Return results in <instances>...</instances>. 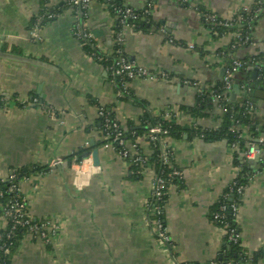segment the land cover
<instances>
[{
	"label": "crops",
	"instance_id": "1",
	"mask_svg": "<svg viewBox=\"0 0 264 264\" xmlns=\"http://www.w3.org/2000/svg\"><path fill=\"white\" fill-rule=\"evenodd\" d=\"M121 1L143 9L149 0ZM261 1L252 44L233 55L264 52ZM67 2L0 0V179L25 165L61 160L20 183L29 215L49 223V241L25 235L12 264H208L222 258L226 242L225 229L210 218L211 209L241 173L248 180L237 215L241 247L248 257L241 264H264V169L259 158L244 162V148L232 147L225 139L188 134L166 139L184 179L183 186H169L164 205L169 241L160 236L155 223L153 166L141 177L133 176L131 163L105 145L98 147L99 166L86 165L77 173L85 158L70 159L92 140L103 138L97 127L103 105L113 108L123 123L130 119L139 124L145 112L156 116L171 109L177 111L179 123L191 124L194 118L180 106L194 105L201 89L224 78L221 72L229 58L218 52L234 39L231 33L214 36L198 8L232 18L253 8L257 0H192L191 5L155 0L145 29H125V51L135 65L166 72L168 77L132 79L128 83L132 96L127 99L120 97L104 66L83 49L74 34L81 18ZM45 6L56 15L43 22ZM83 22L96 37L97 47L109 53L115 17L107 4L93 0ZM249 70L256 80L261 67L252 64ZM257 84L263 96L252 100L255 86L251 101L259 122L256 130L244 127L241 134L247 147L259 143L264 150V84ZM239 91L234 88L231 99L237 100ZM221 114L216 104L212 115L199 122L218 127ZM139 142L146 154L152 152L148 140ZM6 224L0 214V228ZM257 253L261 255L255 257Z\"/></svg>",
	"mask_w": 264,
	"mask_h": 264
},
{
	"label": "trees",
	"instance_id": "2",
	"mask_svg": "<svg viewBox=\"0 0 264 264\" xmlns=\"http://www.w3.org/2000/svg\"><path fill=\"white\" fill-rule=\"evenodd\" d=\"M107 4L110 12L115 17V25L113 26V31L123 30V26L119 24L120 13L117 11L120 8H124L125 4L121 0H100ZM182 1L186 5H191L192 0ZM45 3V0H43ZM68 6L73 8L74 12L81 18V23L86 20L87 8L79 5L70 4L67 2ZM155 6V0H149L146 7L143 9H135L141 15L137 20L130 21L134 23L135 30H143L146 27V20L150 18L151 13H145L144 10L148 7L152 9ZM261 7L259 4H255L253 8L249 10H243L232 17L230 21L218 16L211 18L214 14L205 8H198L202 14L203 22L206 27H208L214 36H222L225 34H234V39L232 40L230 46L227 49H222L226 52L227 57L233 55V52L237 51L241 47H247L252 44V30L256 19L259 16ZM44 20H51L55 17L54 12L45 6L42 9ZM42 22V23H43ZM80 23V24H81ZM84 23V22H83ZM92 33V31L87 28L83 29L78 35V40L82 43L83 49L93 58H95L99 63H101L108 77L116 85L117 91L120 97L127 99L132 96L131 89L128 83L132 80L124 74H116L114 69L116 68L115 54L116 50L119 48L117 44H113V52L106 53L102 52L96 45V37L88 38L87 34ZM221 51V50H220ZM127 57L128 54L126 53ZM239 58L244 67L238 74L235 80V84H238L240 97L237 100L231 99V94L234 92V87L232 89H227L224 79H221L214 84H208L205 88L201 89L198 93L196 103L192 106H180V110L188 111L194 121L189 125H183L177 121V111L171 110L170 116H167L166 109L162 110L159 115H152L149 112H145L141 116V122L139 124L135 123L134 120L128 119L123 123L116 115V112L108 105H103L104 116L98 118L97 127L98 130L103 135V138L99 139L94 147L87 145L79 150H77L72 156L76 157L77 161L83 160V154L86 152H92L93 149L98 148L107 143H112L114 147L121 154L124 150L128 149V155L125 157L130 164V171L133 176L141 177L144 170L148 166H153L155 168L156 174L162 176L165 180V190L167 193L163 197V204L165 205L168 198L169 186L172 184L184 185L183 176H173L171 173L174 169H180L174 161V156L170 147L166 145V139H182L185 134L189 136H197L204 138L206 140H221L225 139L229 145L236 144V146L244 148L247 150V142L242 137V129L244 127H249L251 130H256V125H258L259 119L256 115L255 106L251 103L252 91L256 83L264 84V52L252 56H239L233 55ZM230 60H228L229 65ZM252 64H258L261 67L260 75L256 80H253L249 66ZM219 105L222 109V114L220 115V125L215 128H210L202 125L199 122L201 118H207L212 115V111L215 105ZM105 117L110 118V123L105 122ZM113 122L118 123V127L113 126ZM159 126L162 131L157 134L159 138L152 140L149 136L151 129L153 127ZM119 138L123 139V144H120V140H116L118 133ZM139 138H145L148 140L151 146L152 152L146 154L138 141ZM136 144V150L131 149V145ZM166 145L167 149L171 152V156L168 162H164L163 146ZM138 155L142 156L141 160L136 161ZM52 169L50 164L48 165H25L14 170L8 179H0V214L7 219V224L4 228H0V264H12V257L17 251L21 240L25 235L31 234L32 230L30 225H41L44 221L33 219L27 208V203L23 198L20 191V183L36 174L45 173ZM264 169V166H263ZM248 184L247 177L244 174H240L228 187L226 194L216 202L210 212V218L217 225L223 227L226 230L225 233V245L222 258L215 259L219 263L228 264H241L248 261L247 254L245 250L241 247L240 242H234L229 239L228 233L232 229H236L237 232H241L240 225L237 220L236 212L230 207L232 203L239 206V196L242 193H238L235 188L237 186L243 185L244 188ZM230 194H234L233 200H230ZM16 203H24V215L18 218H14L13 213L7 214L8 210L13 211ZM223 204L228 205L225 210L221 209ZM218 215V216H217ZM164 219V212L162 214ZM29 220V223L26 221ZM38 238V234H34ZM260 253L255 254V257L260 256ZM210 264V262L208 263Z\"/></svg>",
	"mask_w": 264,
	"mask_h": 264
},
{
	"label": "built area",
	"instance_id": "3",
	"mask_svg": "<svg viewBox=\"0 0 264 264\" xmlns=\"http://www.w3.org/2000/svg\"><path fill=\"white\" fill-rule=\"evenodd\" d=\"M68 1L70 4L79 5L82 7H88L93 0H68ZM183 1L185 2L186 0H183ZM257 2L259 4V6L262 5L261 0H257ZM117 11L121 14L120 19H119V24L122 25L124 29L123 30H117L116 32H114V44H117L119 46V48L116 50V54H115L116 68L114 69V72L116 74H124L127 77H129L130 79H135L138 77H150V78H158V77L166 78V77H168V74L166 72L158 71V70L147 68L144 66H137L131 61L130 58L127 57L126 51H125V43H126L125 29L126 28L133 29L135 24L130 23V21L137 20L141 14L139 12H137L133 7L128 6V5H125L124 8H120ZM144 12L150 14L152 12V8L148 7L144 10ZM215 16H216L215 14H212L211 18H213ZM225 19L230 21L232 18H225ZM82 28L85 30L88 27L85 25V23L80 24V22H78V24L74 28V34L76 37H78V35L82 32ZM92 36H93L92 33L87 34L88 38H92ZM111 52H113V49L109 53H111ZM218 55L220 57H224V58L227 57V54L224 50L219 51ZM229 60H230V62L226 68V72H225L223 79L225 81L226 88L232 89V87L235 86V80L238 77V74L241 71V69L244 67V65H243V62L237 57L229 56ZM170 111H171V109H168L166 111L167 116H170V114H171ZM98 114H99V117L104 116L103 107L99 108ZM202 119H204V118H202ZM105 122L110 123L111 122L110 118L105 117ZM113 126L118 127V123L113 122ZM160 132L165 133L166 131H162L161 127H159V126L153 127L151 129L149 136L152 140H155V139L159 138L157 136V134ZM120 134L121 133L119 132L115 138H116V140L117 139L120 140V144H123V142H124L123 139L119 138ZM139 139H138V141H139ZM166 145L163 146L164 162H168L170 159V156H171V152L169 151V149H167ZM105 146L114 147V145L112 143H107V144H105ZM232 147H236V144H233ZM262 147H263L262 144L250 143L248 149L245 152L244 162L249 163L253 159L258 158V156H259V159H261L262 165L264 166V150L262 149ZM131 149L136 150V144H132ZM121 155L125 158L128 155V149L124 150L121 153ZM141 159H142V156L138 155L136 158V161L141 160ZM59 164H61V160H56L51 165H52V167H54V166H57ZM86 165H88V166L94 165L91 158L85 159L81 164L78 165L79 167L77 169V173L83 172L84 167ZM171 175L179 176V177L183 176L182 171L180 169H174L173 172L171 173ZM11 177H14V174L11 175ZM165 187L166 186H165L164 178L162 176H159L158 174H156L155 178H154V190H153V199H154V201H153V208L154 209L153 210H154V213L156 215L155 223H156V226L158 228L160 236L163 239L169 241L170 237L167 234V230L165 227V221L162 218V214L164 212V204L162 202H163V197L167 193V191L165 190ZM235 190L238 193H242L244 190V186L243 185L237 186V188H235ZM24 206H25L24 203H16V206H13L14 210L13 211L8 210L6 213L7 214L13 213V216L16 219V218L24 215V211H23ZM227 207H228V205L223 204L221 206V209L225 210ZM230 207H232V209L236 212V215H238L239 206L235 203H232L230 205ZM26 222L29 223V220ZM30 229L32 230V233H31L32 235L38 234V238L43 239L46 242L49 241V236H48L49 235V223L48 222L44 221L41 225H37V224L30 225ZM54 230L55 229L50 230V231L54 232ZM225 233H226V230H225ZM228 235H229V239L233 240L234 242H240L241 243V232H237L236 229H232V230H230ZM210 264H228V263H225V262L219 263L218 261L212 260L210 262Z\"/></svg>",
	"mask_w": 264,
	"mask_h": 264
},
{
	"label": "water",
	"instance_id": "4",
	"mask_svg": "<svg viewBox=\"0 0 264 264\" xmlns=\"http://www.w3.org/2000/svg\"><path fill=\"white\" fill-rule=\"evenodd\" d=\"M0 55H1V53H0ZM225 72H226V68H223V69H222V72H221V75L224 76V75H225ZM257 73H258V70H257V69H254V77H255V78H256V76H257ZM255 86H256L257 88H256V91H255V96L252 98V100H253L254 102H258V97L263 96V95L260 94V91H263V90H262V87H261V86L258 87V84L255 85ZM234 88L237 89V88H238V84H235ZM263 98H264V97H263ZM94 145H95L94 140H92V141H91V146L94 147ZM83 157H84L85 159L91 157L92 160H93V163H94L95 165H97V166L100 165V157H99V149H98V148H95V149L93 150L92 153H90V152H86L85 154H83ZM258 158H259V156H258Z\"/></svg>",
	"mask_w": 264,
	"mask_h": 264
}]
</instances>
